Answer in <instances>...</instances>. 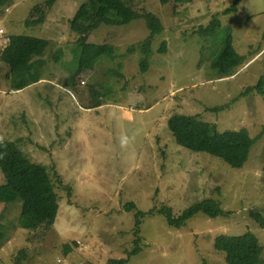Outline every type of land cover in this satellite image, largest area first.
I'll list each match as a JSON object with an SVG mask.
<instances>
[{"label": "rangeland", "instance_id": "1", "mask_svg": "<svg viewBox=\"0 0 264 264\" xmlns=\"http://www.w3.org/2000/svg\"><path fill=\"white\" fill-rule=\"evenodd\" d=\"M87 1L0 3V54L11 35L50 41L40 80L22 90L4 78L0 63V136L61 178L54 179L59 215L46 232L23 226L20 203L0 204L8 238L0 264H16L20 250L27 258L19 264L128 258L135 226V212L124 208L130 202L143 212L166 205L179 215L214 198L231 212L218 218L199 213L181 229L162 215L147 216L142 251L130 264H227L214 248L221 234L252 232L264 249V229L250 216L264 214V95L246 92L264 76V0H127L164 26L146 72L141 48L150 30L143 18L92 32L88 42L114 46L115 58L80 68L82 46L70 22ZM229 37L246 61L220 78L211 65ZM163 42L167 51L160 53ZM217 107L223 109L207 111ZM174 114H201L220 131L248 129L257 142L244 167L179 146L168 126ZM122 134L134 138L127 149L118 142Z\"/></svg>", "mask_w": 264, "mask_h": 264}, {"label": "trees", "instance_id": "2", "mask_svg": "<svg viewBox=\"0 0 264 264\" xmlns=\"http://www.w3.org/2000/svg\"><path fill=\"white\" fill-rule=\"evenodd\" d=\"M4 2L5 0H0V3ZM232 10H236V4L224 13L228 14ZM140 18L146 20L150 30V35L141 48L144 56L140 67L142 72H146L152 55L153 39L164 30L161 20L153 13L134 10L127 0H88L82 4L70 22L71 30L79 36L78 42L82 46L80 68L93 69L102 59L115 58L114 46L88 42L92 32L102 25L122 26ZM40 21L41 18L31 23ZM214 21H217L216 24L219 25L217 19ZM49 42V40L28 35L9 37L8 45L0 54V63L5 69H1L4 72V78L10 81L15 90H22L31 80H40L45 66L43 58L50 45ZM166 47V42H163L159 52H166ZM245 61L246 56L236 51L229 37L223 50L213 60L211 68L220 78H224L234 75L233 71ZM251 91L264 95V76L256 87L249 88L246 92ZM98 93H94L96 98L100 97ZM222 109V107H217L207 109V111L219 112ZM168 126L179 146L195 153L211 155L235 169L244 167L257 142V138H253L248 129L220 131L216 124L204 121L201 114H174L168 120ZM0 154H5L0 159V171L5 182L0 186V204L20 203L19 220L25 221L23 223L25 228L42 229L45 232L50 230L60 210V196L54 181L58 179L60 183V176L54 172L52 175L48 167L33 161L16 142L4 139L3 144H0ZM66 187L70 192L71 188ZM124 208L135 212L134 248L128 253V258H112L107 264H130L131 258L142 251L141 226L147 216L162 215L168 225L181 229L199 213L211 218L227 217L231 214L223 210L220 200L214 198L204 199L185 209L179 215H175L173 209L166 205L149 212L138 210L131 202L127 203ZM250 216L264 229V214L253 210L250 211ZM7 241L4 226L0 222V250ZM214 248L225 254L227 264H264L263 246L252 232L243 235H218L214 240ZM26 258V251L20 250L16 264ZM201 264H208V262L204 260Z\"/></svg>", "mask_w": 264, "mask_h": 264}, {"label": "clouds", "instance_id": "3", "mask_svg": "<svg viewBox=\"0 0 264 264\" xmlns=\"http://www.w3.org/2000/svg\"><path fill=\"white\" fill-rule=\"evenodd\" d=\"M133 137L128 136L127 134H122L118 137V142L122 149H127V147L132 143ZM4 137L0 136V144H3ZM5 154H0V159L3 158Z\"/></svg>", "mask_w": 264, "mask_h": 264}, {"label": "built area", "instance_id": "4", "mask_svg": "<svg viewBox=\"0 0 264 264\" xmlns=\"http://www.w3.org/2000/svg\"><path fill=\"white\" fill-rule=\"evenodd\" d=\"M8 42H9V39H8Z\"/></svg>", "mask_w": 264, "mask_h": 264}]
</instances>
